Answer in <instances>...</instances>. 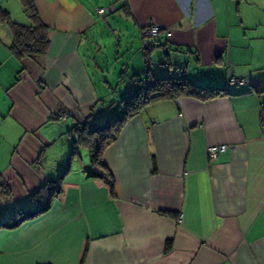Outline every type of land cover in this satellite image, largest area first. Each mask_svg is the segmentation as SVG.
Wrapping results in <instances>:
<instances>
[{
	"label": "crops",
	"instance_id": "crops-1",
	"mask_svg": "<svg viewBox=\"0 0 264 264\" xmlns=\"http://www.w3.org/2000/svg\"><path fill=\"white\" fill-rule=\"evenodd\" d=\"M33 2L48 28L44 54L17 58L0 22V114L14 145L0 204L33 211L34 191L57 192L47 210L0 227V264H264V0ZM151 23L162 28L152 77L182 66L194 85L228 93L141 108L103 152L112 194L75 126L122 113L127 84L146 73L141 31ZM229 74L245 84L227 85ZM218 144L228 148L209 161Z\"/></svg>",
	"mask_w": 264,
	"mask_h": 264
},
{
	"label": "trees",
	"instance_id": "trees-1",
	"mask_svg": "<svg viewBox=\"0 0 264 264\" xmlns=\"http://www.w3.org/2000/svg\"><path fill=\"white\" fill-rule=\"evenodd\" d=\"M19 2L23 8V12L28 17V24L13 21L10 18L9 10L0 5V22L6 24L12 34L9 49L17 58L44 54L49 45L47 38L48 28L41 21L33 0H19ZM152 44L154 47V41ZM151 50H145L146 73L142 77H135L133 79L137 83L136 87L120 103L123 109L122 113L101 126L91 128L86 123L75 126L76 141L87 148L93 175L103 180L109 186L112 194H114L115 189L114 178L103 161V152L118 138L124 124L138 114L141 108L152 101L160 99H175L180 96H194L208 99L228 93L226 88L199 87L194 85L184 76L185 68L182 66L174 69L170 73V76L152 77L149 72L150 63L148 58V53ZM181 68L184 70H181ZM177 71H180V73H177ZM58 190L60 191V189ZM56 192V183H46L41 186L31 194L36 204V209L33 211L18 209L15 216L21 215L23 217L17 219V223L12 225L0 223V227H12L31 216L47 210L52 198L56 196ZM9 193L6 184L0 181V199L6 197ZM166 247L168 248V242Z\"/></svg>",
	"mask_w": 264,
	"mask_h": 264
},
{
	"label": "rangeland",
	"instance_id": "rangeland-1",
	"mask_svg": "<svg viewBox=\"0 0 264 264\" xmlns=\"http://www.w3.org/2000/svg\"><path fill=\"white\" fill-rule=\"evenodd\" d=\"M0 5L1 7L9 10L10 12V18L15 21V22H20V23H24V24H28L29 20L27 15L23 12V8L21 7V4L19 2V0H0ZM119 13V10H117L116 12L110 14L113 15ZM115 40H118V38H115ZM4 104H0V111L2 109H4ZM2 112V111H1ZM3 114H0V170L5 166L6 164V160L8 157V154L11 152L12 148L14 147V145L9 144V139L5 136L4 134V129L7 126V120L4 122V117H2ZM6 125V126H5ZM60 146L56 145V146H52L48 152H50L52 154V161L51 163L53 164L54 167H57V161L59 158V154H60ZM80 152L82 153V158L84 159V161L89 162V157L87 156V152L85 149L81 148ZM71 152H69L70 154ZM78 158L75 160L76 165H78ZM80 165V164H79ZM65 169V167H64ZM8 204L6 202H3L0 204V223H2L3 225H12L17 223V219H21V215H18L17 217L16 215V211L17 209H13L11 208L12 211L9 212V208L7 206ZM11 218H13L12 220H10Z\"/></svg>",
	"mask_w": 264,
	"mask_h": 264
},
{
	"label": "built area",
	"instance_id": "built-area-1",
	"mask_svg": "<svg viewBox=\"0 0 264 264\" xmlns=\"http://www.w3.org/2000/svg\"><path fill=\"white\" fill-rule=\"evenodd\" d=\"M114 9V5L111 4L107 8L99 7L97 8V11L99 13H104L105 10L112 11ZM162 31V28L154 23L148 24L144 29L141 31V39H142V45L144 50H151L153 47V41L154 39L159 35V33ZM166 36H171L172 32L169 29H166L163 31ZM148 65V64H147ZM181 70H184L181 68ZM180 70V71H181ZM180 71H177V73H180ZM227 84L229 86H237V85H244L245 80L243 78H237L232 74L228 75ZM137 83L132 80L129 84H127L126 92L130 94L132 92V89L136 87ZM228 145L226 144H218V145H208L206 148V153L209 161H215L219 154L225 150H227Z\"/></svg>",
	"mask_w": 264,
	"mask_h": 264
}]
</instances>
